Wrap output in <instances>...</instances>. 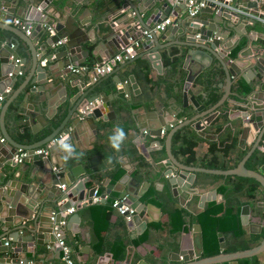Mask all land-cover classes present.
<instances>
[{
  "label": "water",
  "instance_id": "water-1",
  "mask_svg": "<svg viewBox=\"0 0 264 264\" xmlns=\"http://www.w3.org/2000/svg\"><path fill=\"white\" fill-rule=\"evenodd\" d=\"M54 1L57 0H11L8 2L0 0L1 9H3L0 11V18L4 20L0 23V29H4L25 42L33 56L31 75H27L20 87L10 94L0 91L1 95L7 96L0 109V264H36L31 260V257L36 256L41 247L45 245L53 247L58 239H64L66 227L69 229L74 227V230L76 229L79 216L76 213L68 214L67 210L79 202L91 204L96 192V188L85 191V182H80V178L85 174V171L80 164L72 168H66L67 163L62 160H60L59 164H53L44 153H36V150L41 149L43 145L56 138L62 131L71 135L84 123L91 127L92 134L95 135L98 121L101 118L106 119L103 111H106L107 108L111 109L105 100H101L102 103L98 106L96 95L86 98L84 101L81 99V102L75 108L72 106L68 110L66 117L57 128H54L44 139L33 144L25 145L15 142L5 128V115L10 104L18 97L19 93L29 83L33 73L40 66L41 55L35 47L33 35L26 33L27 29L33 28L32 32L49 29L51 25L45 22L50 18L54 19L53 29L58 32L59 37L66 39L59 48V58L61 59L59 60L63 67L67 68L65 74L70 72L68 66L73 58L76 57L82 60V58L87 57V53L82 51V43L86 39L96 43L97 36L89 38L84 30V27L90 23V18L76 19L72 14L64 16L63 11L54 4ZM239 2L243 8L257 9L264 0H239ZM114 5H119L123 11L118 13V20L112 19L105 24L104 32L102 33V40L109 45L111 54L112 52L120 51L132 41L140 40L144 30H150L156 23L169 15L173 16L172 25L167 28L164 34L160 36L154 33L151 38H145L141 42L144 52L122 61V64L114 70L118 72L122 67L144 56H147L154 67H158L157 62L159 63L161 59L160 51L170 45L179 47V52L184 55L183 69L187 71V76L183 84L181 105H176L175 109L177 111L172 121L166 122L162 117H159V121L154 122L152 126H148L144 130H149L150 135L158 139L163 136L162 132H164L167 163H171L176 168L166 171L173 190H178L179 192L190 190L191 183L188 179L191 177L188 176L194 177L199 172L224 176L236 175L254 179L264 189V174L248 169L245 166V162L251 154L261 144L264 146V44L240 49L235 57H232V45H227L222 41L221 33L208 28L209 22L201 20L197 16L189 17L188 14L183 16V13H179L178 9L171 5V0H115ZM85 12L89 13V10H84L83 13ZM185 12L187 13L186 8ZM200 12L214 15L212 23H217L215 17H218L234 26L240 22L248 25V21L243 20L238 13L223 8L215 10L212 6H207L202 8ZM16 17L23 19L24 29L21 26L14 25ZM251 23L255 24L256 22L251 21ZM201 25L205 27L201 28ZM226 27L230 26L226 25ZM169 36H174L177 40L166 44L160 43V41L165 40ZM250 38L254 40L252 37ZM48 42L51 45L53 38L50 37ZM6 45L12 48L13 44L7 41ZM11 53V62L18 66L17 51L11 49ZM82 53H84L83 56L80 55ZM53 55H48L47 59L53 58ZM215 61L219 63L225 75L224 92L216 103L205 110L204 106L194 96L190 95L189 90L195 78L206 69L208 70L212 67ZM17 69L19 70V68ZM250 73H252V76ZM4 74L3 80L6 83L13 80L12 75H9L10 73ZM247 75L249 80L245 77ZM109 76L111 74H108L107 77ZM92 77L94 81L89 89L94 91L105 80L106 75H100L94 71ZM239 77L243 78L246 83L251 84L253 89L245 98L243 105L233 100L234 105H238L243 109L232 111L229 114V119L231 121L238 118L241 119V140L249 145L251 144L245 156L236 167L227 170L188 166L177 161L171 152V141L174 133L188 124L196 131H203L211 123L212 117L217 115L216 110L224 101L230 100L229 96L232 94L231 85ZM53 78L55 77L53 76ZM130 80L134 83L133 87H137L133 76H130ZM77 83L78 88L85 86L82 82ZM52 84L53 87L56 85L54 80ZM57 84V86L64 89V82ZM36 90V88H32V91ZM123 90L125 88H121L119 91ZM39 91L41 96V90ZM77 100H79V97ZM40 102H46L48 111L45 114H37L35 112L28 114L34 133L50 124L58 111V107L63 104L64 100L60 103L59 100L45 98L41 99ZM189 106L193 107L197 115L186 121L179 120L177 116ZM79 107L80 110L78 109ZM28 108L31 109V107ZM163 111L165 112V109ZM75 112L76 117L82 118V120L80 119L72 130L64 129L69 118ZM71 139L69 136V143H71ZM154 144V147L148 148L147 152L144 151L146 149L142 145L138 146V149L144 157L150 159L147 153L162 148L159 140ZM18 149L28 151L21 158L20 163H24L26 169L30 165L38 167L43 170L44 176H42L43 173L36 175L33 172L34 168L27 173L26 169L22 170L20 166L17 167L18 163L14 160V156L17 155ZM92 160L96 161V159ZM92 160L90 163H93ZM8 167H10V170ZM96 169L94 168L93 170L95 171ZM78 170H81V172L78 173ZM17 172H19L18 176ZM37 177L39 180H37ZM20 179L21 181H19ZM186 179L187 182L183 184ZM49 182H53L52 186L56 187V192H51V195L47 193L48 189H43L40 192L39 185H45L48 188L50 187L48 186ZM62 185L65 186V190L60 188ZM73 188L79 190L77 196ZM143 193L144 187L136 191L126 190L122 202L119 204V207L125 205L135 212V214L131 215V220L133 221L140 218L139 208L141 202L139 199ZM107 194H109V191H107ZM104 201L105 197L102 196V202ZM200 201L199 207L202 208L205 202L204 196L201 197ZM128 215L129 211L123 214L124 217ZM241 222L243 225L248 226L251 233H260L264 227V224L251 222L248 205L243 206L241 209ZM197 229L199 246L192 252L187 253L184 249H180L176 253H172L169 256L170 261L177 264H221L224 262L237 264L238 259L251 258L257 254L264 253V235L261 242L253 248L224 253L223 250L226 244L223 234L219 232L220 253L203 257L201 226L198 225ZM57 234H60V236L58 237ZM126 264H129V260H126ZM137 264L148 263L141 260Z\"/></svg>",
  "mask_w": 264,
  "mask_h": 264
},
{
  "label": "crops",
  "instance_id": "crops-1",
  "mask_svg": "<svg viewBox=\"0 0 264 264\" xmlns=\"http://www.w3.org/2000/svg\"><path fill=\"white\" fill-rule=\"evenodd\" d=\"M4 1L8 2L11 0ZM114 1L115 0L54 1V4L63 11L64 16L72 14L76 19L90 18V23L84 27V30L87 32V36L89 38L97 36L96 43H92L90 40L86 39L85 42L82 43V51L87 53V57L82 58V60H79L75 57L71 62V64L77 66L85 65L87 69L78 74L72 73L71 71L65 74V72H67V68L63 67L60 61L61 59L59 58V48L61 45H54L56 39L59 38V36L58 32L53 29V24H55L53 18H50L47 20V22H45L51 25L49 29L36 30L32 32L33 28H31L30 35H33L35 47L38 49L41 55V60L39 61L41 67L39 66L37 71L33 73L29 83L19 93V95L22 96L19 106V112L22 116V128L20 131L16 130V125L14 123L10 121L7 122V119L9 118L7 115H5V128L10 137L15 142L25 145L33 144L40 140L36 139L34 142L29 143L23 142L22 135L24 133V126L27 127V130L31 134H35L32 130L31 119L28 117L29 113L35 112L37 114H45L48 111L46 102H40L41 99H56L59 100L60 103L64 100L63 104L59 106L58 109L60 107L66 109V115L72 106L75 108L76 105L81 102V99L84 101L86 98L96 95L98 98L96 100L98 106L101 105V100H105L111 109L107 108L106 111H103L106 119L101 118L98 121V127L96 126L95 135L92 134L91 127L84 123L80 125L76 131L72 132L71 135H68L62 131L56 136V138L41 147V149L46 151L45 156L49 159V161L51 160V163L59 164L63 153L56 150L55 141L63 135H68V137L70 136L72 138L70 144L75 147L77 153L82 152L83 155L79 160L70 159L67 162L66 168H72L77 164H80L85 171V174L80 178V182H85V191L96 188L94 197L100 198L98 202L93 201L91 204L79 202L71 207L74 208L73 213H76L79 216V222L76 225V229L74 230V227L72 229L66 227L64 233V241L71 249V257L76 264H119V261L115 260L113 254L107 250V246H109L110 243H114L120 239L127 242L125 254L121 260V264H126V260H129V264H137L141 260L148 264H177L176 262H172L169 259V256L172 253H176L180 249H184L187 251V253L192 252L197 248V246H199V238L197 236V226L199 224L197 222H191V215H194V213H192L193 210L190 208L191 200L195 197H198L196 208L204 211L210 202L225 203L226 199L215 189V185H217L215 180L209 179L207 177H201L198 175V173H196L194 177L187 175L188 177H191L188 179L191 183L190 190L187 189L186 191L182 190L179 192L175 189L176 191H174L171 187L169 178L166 175V171L176 168L171 163L168 164L167 159L162 162L161 165H163V168H161V166H158V164L153 161L151 156L153 151L147 153V155L150 156V159H147L140 153V150L138 149V146L142 145L144 149H146L144 151L147 152L148 148L154 147L153 144L158 141V138L150 135L149 130H146V132L144 130L148 126H152L154 122L159 121V117H162L166 122L172 121L173 116L177 111L175 109L176 105H181L183 84L187 76V71L183 69V75L180 74L177 80L173 79L171 64L167 62L165 63V60H169L172 55H181V52H178L176 45H170L169 47L160 51L161 59L159 63L157 62L158 67H154L153 63L147 58V56L142 57L146 58L150 62L155 72V76L150 82L144 80L141 83L140 80L143 78L140 77V80H138L134 74L129 75L128 79L123 82L120 73L125 66L122 67L118 72H115L114 70L122 64V62H117L113 70L110 73L105 74V80L99 86H97L94 91L89 89L94 81L92 79L94 65L98 62L104 63L109 61L115 54L119 52L115 51L111 54L109 45L104 40H102V33L104 32L105 24L112 19L118 20V13H122L123 11L120 9L119 5H114ZM234 2L238 4L240 3L239 0H234ZM171 5L178 9L179 13H183V16H186V6L184 2L171 0ZM1 10L3 9H1L0 5V11ZM84 10H89V13H83ZM257 10L264 11V2L259 4ZM168 17L173 19L172 15H169ZM213 17L214 15L205 12H200L197 15V18L209 22L208 28L221 33L223 42H225L227 45H232L233 50L231 54L238 47L243 49L245 47H254L258 44H264L263 24L258 22L253 24L251 21H249L248 25L240 22L238 25L234 26L218 17H215L217 23H212L211 21ZM16 19L23 20L19 17H16ZM3 21L4 20L0 18V23ZM226 25H229L230 27L227 28ZM204 27L205 26L201 25V28ZM164 33L165 32L158 33V35L161 36ZM50 37L53 38V43L51 45L48 42ZM250 37H252L254 40H252ZM174 40L176 41L177 38L174 36H169L165 40L160 41V43L166 44ZM7 41L12 42V48L6 45ZM97 43H99V45H97ZM11 49L13 51H17L18 53V66L14 62H11ZM142 52H144L142 47L137 49V55L141 54ZM50 54L54 55L53 58L48 60L47 56ZM80 55L83 56L84 53ZM32 64L33 56L26 43L22 40H19L16 36L5 31L4 29H0V91L10 94L13 92L15 84H17L15 90L20 87L27 75H31L30 70ZM215 66H220L217 61L214 62L212 67ZM17 68H19V70ZM206 71L207 69L203 71V73L199 74L191 85L189 93L195 98H197V95H200L202 98H206L205 100H207V92L205 87L202 85V83H200L202 82L203 76H205L204 73ZM7 72L13 77V80L8 83L3 80L5 75L4 73ZM108 74H111V76L107 77ZM250 74L252 76V73ZM53 76L55 78H53ZM130 76H133L137 87H133L134 83L131 82ZM245 77L247 80H249L248 75ZM53 80L54 83H56L54 87L52 84ZM235 80L231 85L232 94L229 96L230 100L224 101V103L220 106L222 108H218L216 110L217 115H219L221 111H228L229 116L232 111L243 109L238 105H234L233 102V100L236 101V97L233 95L237 90L236 85L237 83H241L243 90L249 88V93L253 88L251 84L246 83L243 78L239 77ZM61 82H64V89L57 86V83ZM77 82H82L85 84V86L83 88H78ZM224 84L225 75L223 72L222 76L216 77L215 84L213 86L220 89L223 93ZM32 88H36L37 90L32 91ZM121 88H125V90L119 91ZM39 90H41V96ZM0 96L3 95L0 94ZM78 97L79 100H77ZM4 98L5 101L7 96H4ZM238 102L242 103V105L244 104L243 102ZM28 107H31V109ZM210 107L211 106L204 107V109L206 110ZM78 109L80 110V107ZM164 109L165 112L163 111ZM195 115H197L196 111L192 106H189L177 117L181 121H186ZM215 117H212V121H214ZM80 119L82 120V118ZM80 119L76 117L75 112L73 116L69 118L67 124L64 126V129L72 130L74 126L80 121ZM61 122L62 120L60 123ZM237 124L241 125V119L238 118L234 121L230 120L229 123L227 122L225 124L223 129L225 131L233 130V126H236ZM103 125L104 129H102L103 131L99 134V130L101 131L100 128L101 126L103 127ZM117 125L122 126L127 132H129L127 139L122 145V149L119 153L115 152L110 147L108 140H106V137H109L113 133V130ZM58 126L55 125L56 128ZM43 129L44 128L41 130ZM41 130L37 131L36 133L40 132ZM99 135L101 136L99 137ZM217 135L219 134L200 135L202 137L201 141H215L218 139ZM162 137H165V135ZM150 138L153 139V141H150ZM242 143L243 147L245 145H249L245 143V141H242ZM161 146L164 148V144ZM249 146L251 147V144ZM258 149L264 151V146L261 144ZM164 151L166 152L165 148ZM27 153L28 151L24 149H18L17 155L14 156V160L16 156L21 154L26 155ZM139 156L149 161L151 164L150 170H147L145 167L138 168L137 161L140 160ZM109 157L112 158V163L108 162ZM92 159H96V161H93ZM175 159L181 163L179 158L175 157ZM91 160L93 163H90ZM20 162H17V167L20 166L22 170L26 169L25 164ZM166 164H168V166H165ZM32 168H34L33 172L36 173V175L43 173V170H40L38 167H34L33 165H30L26 169L27 173L31 172ZM94 168L97 169L94 171ZM5 169L7 168L5 167ZM8 169L10 170V167H8ZM80 172L81 170H78V173ZM44 174L45 173H43L42 176H44ZM99 174L102 176L101 179L98 178ZM18 175L19 172H17V176ZM37 180H39L38 177ZM19 181H21V179ZM185 182H187V179L184 181V183L182 181L183 184H185ZM52 184L53 182H49L48 186L50 187L48 188L45 187V185H39V191L42 192L43 189H48L47 193L51 195V192H56V187H53ZM142 187H144V193L139 199L141 202V206L139 208V219L136 221L127 219L121 215L118 210H115L116 214H112L110 216L108 228L95 229L97 220L95 218V211L92 209L95 204H105L108 201L121 200L123 199L126 190L136 191ZM60 188L62 189V186H60ZM148 189H150L151 192L145 197L144 194ZM195 190L196 192H194ZM74 191L75 195L77 196L79 190L74 189ZM107 191H109V194H107ZM102 196L105 197L104 202H102ZM143 196L144 198H149V200L143 201ZM203 196L205 202L204 206L200 208L199 204L201 202V197ZM150 200H154L160 205L152 204L150 203ZM175 208H181L185 211V223L187 225V229L180 235H176L174 238V244L175 242H178V246L175 250L172 248L174 244L170 246V242H165L162 248L159 249L156 244L162 241V239L155 230L149 231L146 242L138 241L139 237L151 223H156L167 219L169 212ZM259 210L263 211L264 205H262ZM250 218L251 222L258 224L260 223L261 225L264 224V221L258 216H250ZM249 233L251 232L249 231ZM171 241L173 242L172 239ZM31 260L36 264H65L62 260V251L57 242L53 247H49L47 245L41 247L38 250L37 255L31 257Z\"/></svg>",
  "mask_w": 264,
  "mask_h": 264
},
{
  "label": "trees",
  "instance_id": "trees-1",
  "mask_svg": "<svg viewBox=\"0 0 264 264\" xmlns=\"http://www.w3.org/2000/svg\"><path fill=\"white\" fill-rule=\"evenodd\" d=\"M179 52V47H177ZM240 47L235 49L231 54L232 57L238 53ZM174 53V51H173ZM177 54V53H176ZM184 55H172L171 58L165 60V63H170L173 72V79H178L180 74L183 75V60ZM154 70L150 62L146 58H138L134 62L125 66L121 73L122 81H126L128 76L134 74L138 80L142 83L144 80L150 82L154 78ZM203 76L202 85L207 92V100L197 95V101L204 107L212 106L222 96V91L215 84L216 77L223 75V70L220 66L209 68ZM23 75V73H22ZM150 85V84H149ZM237 90L233 94L236 97V101L243 102L249 94V88L243 90L241 83H237ZM17 87L15 84L13 91ZM245 87V86H244ZM22 100V96L19 95L9 106L6 115L9 117L7 122L14 123L15 129L20 131L22 128V116L19 112V106ZM203 101V102H202ZM222 107H219V109ZM67 110L60 107L55 117L50 122V125L45 127L38 133L31 134L27 127L24 126L23 142H34V140H41L49 135L52 130L66 115ZM6 117V116H5ZM229 123L228 111H221L203 131H196L191 125H185L178 129L171 141L172 154L181 160L182 164L195 167H203L209 169L227 170L237 166L242 160L250 146L245 145L241 140V125L237 124L233 126V130L225 131L223 128L226 123ZM98 127V126H97ZM100 128V127H99ZM102 132L104 129L101 126ZM126 135L129 132L124 129ZM222 132V133H221ZM219 134L218 139L215 141L202 140L200 135ZM33 135V136H32ZM41 135V136H40ZM101 135H99L100 137ZM104 137V136H102ZM108 140V136L106 137ZM161 145L164 144L165 137L158 139ZM150 141L153 139L150 138ZM105 144V143H104ZM103 144V145H104ZM114 152V151H113ZM153 161L163 168L162 162L167 159V154L164 148L151 153ZM137 161L138 168L145 167L150 170L151 164L149 161L139 156ZM169 164V163H168ZM166 164L165 166H168ZM245 166L248 169L258 171L263 174L264 169V151L256 149L251 156L246 160ZM137 168V169H138ZM165 169V167H164ZM136 173V172H135ZM201 177H207L215 180L217 185L215 189L225 199V203L210 202L204 211L197 209L198 197H195L190 202V208L193 210L191 215V222H197L201 226L202 230V246L203 257H208L220 253L218 233L223 234L226 247L223 250L224 253L235 252L238 250L250 249L257 246L264 235V227L260 233H249L248 226H245L241 222V209L243 206L248 205L250 208V216H258L264 221V210L259 208L264 205V189L254 179L240 177L236 175H214L206 173H198ZM101 179V175H98ZM94 182V181H93ZM95 183V182H94ZM196 184V183H195ZM150 189L145 192L148 196ZM149 198H144L143 201H147ZM150 203L160 205L154 200H150ZM113 201H108L105 204H95L92 209L95 211V218L97 223L95 229H106L110 223V216L116 214L117 210L113 207ZM187 229L185 223V211L181 208L172 209L169 212L167 219L151 223L149 227L139 237V242H146L148 239L149 231L155 230L161 236L162 241L158 242L156 246L161 249L163 244L170 242V246L174 244V238L176 235H180ZM173 240V242L171 241ZM127 242L118 239L114 243H110L107 246L116 261L121 260L125 254ZM178 246V242L172 246L175 250ZM103 248V246H102ZM168 264V263H165ZM221 264H230V262H224ZM237 264H264V253L257 254L251 258H241L237 260Z\"/></svg>",
  "mask_w": 264,
  "mask_h": 264
},
{
  "label": "built area",
  "instance_id": "built-area-1",
  "mask_svg": "<svg viewBox=\"0 0 264 264\" xmlns=\"http://www.w3.org/2000/svg\"><path fill=\"white\" fill-rule=\"evenodd\" d=\"M177 1L185 3L187 14L189 17H196L200 13L202 8H205L207 6H212L213 8H215V10L223 8V9H226L228 11H233V12L238 13L243 19L247 20L248 22L249 21H255V22H258V23L264 25V11H260V10L252 9V8H249V9L243 8L240 4L234 2V0H177ZM172 21H173V19L166 17L165 19L156 23L150 30H144L142 32V38L140 40L132 41L129 45L123 47L109 61L104 62V63L95 64L94 65V71L100 75H105L107 73H110L113 70V68L117 62H122V61L129 59V58L134 57L137 54V49H139L141 47V42L145 38H151V35L154 33L158 34V33L165 32L167 30V28L170 25H172ZM14 25L21 26L22 29H24V27H25L23 24V20H20V19H15ZM30 32H31L30 28L26 30L27 34H30ZM65 41H66L65 38L59 37L56 39L54 45L60 46ZM68 69L72 73L78 74V73H81L82 71H84L85 69H87V67L85 65L84 66H82V65L77 66L74 64H70L68 66ZM4 99H5L4 96H0V108H1V105L4 101ZM162 134L164 135V132H162ZM36 153L46 154V151L43 149H38V150H36ZM24 156H25V154H21L19 156H16L15 161L20 162L21 158ZM64 188H65V186L62 185V189H64ZM99 200H100L99 197H93L94 202H98ZM121 202H122V199L121 200H115V201H113L112 205L114 208H116L118 210V212L121 215H123L126 211H129V215L126 218L131 219V215L134 214V211L130 210L125 205H122L121 207H119V204ZM73 212H74V208H70L67 210L68 214H71ZM57 236L59 237L60 234H57ZM57 244L62 251L63 262L65 264H76L71 257V249L67 245V243L64 241V239H62V238L58 239Z\"/></svg>",
  "mask_w": 264,
  "mask_h": 264
},
{
  "label": "clouds",
  "instance_id": "clouds-1",
  "mask_svg": "<svg viewBox=\"0 0 264 264\" xmlns=\"http://www.w3.org/2000/svg\"><path fill=\"white\" fill-rule=\"evenodd\" d=\"M127 139V135L124 131V128L120 125H117L113 133L108 137V142L110 147L117 153H119L122 149V145ZM68 135H63L55 141L56 150L58 152H62L61 160L67 163L70 159L79 160L83 153H77L75 147L70 144ZM109 163H112V158L109 157Z\"/></svg>",
  "mask_w": 264,
  "mask_h": 264
}]
</instances>
